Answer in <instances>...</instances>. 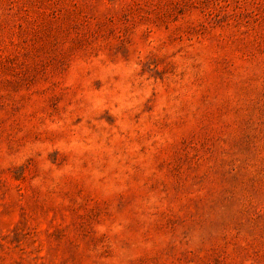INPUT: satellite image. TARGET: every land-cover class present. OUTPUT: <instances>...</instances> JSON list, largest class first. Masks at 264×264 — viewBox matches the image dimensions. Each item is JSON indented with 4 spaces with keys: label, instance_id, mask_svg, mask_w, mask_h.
Here are the masks:
<instances>
[{
    "label": "rangeland",
    "instance_id": "1",
    "mask_svg": "<svg viewBox=\"0 0 264 264\" xmlns=\"http://www.w3.org/2000/svg\"><path fill=\"white\" fill-rule=\"evenodd\" d=\"M0 264H264V0H0Z\"/></svg>",
    "mask_w": 264,
    "mask_h": 264
}]
</instances>
